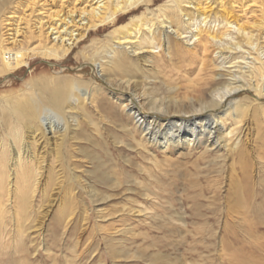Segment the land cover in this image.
Segmentation results:
<instances>
[{
    "label": "rangeland",
    "instance_id": "374dc122",
    "mask_svg": "<svg viewBox=\"0 0 264 264\" xmlns=\"http://www.w3.org/2000/svg\"><path fill=\"white\" fill-rule=\"evenodd\" d=\"M8 1L10 6L0 17L5 42L0 58L18 70L0 77V102L2 96L21 93L32 79L56 78L68 86L80 100L75 105L96 124L78 119L83 123L78 131L83 137L77 143L85 154L76 147L72 151L78 157L74 162L81 166L75 183H66L71 178L64 165L66 150L62 149L58 160L52 145L38 148L48 159L37 198L28 197H33L30 218L24 210L17 217L11 214L2 192V208L9 213L0 214V264H264V95L260 98L250 89L235 96L246 110L240 120L226 122L223 137L235 131L233 142L225 139L211 153L205 154L204 146L190 152L164 151L145 143L139 147L140 131L131 138L121 128L133 126L120 105L130 101L129 92L109 83L99 64L90 60L93 50L116 30L114 26L90 29L82 39L76 32L74 38L79 41L65 57L41 55L46 39H37L41 23L48 31L56 12L66 18L71 9L90 11L91 0ZM170 1L156 0L152 10L176 7ZM195 1L183 4L193 15L181 17V26L167 21L153 28L156 35L163 33L164 46L155 42L159 48L154 51L136 52L138 58L152 53L159 59L158 67L144 61L134 67L137 81L147 84L151 98H168L171 88H185L190 80L195 85L201 78L225 82L242 69L249 75L264 64V0H230L228 4L202 0L208 19ZM146 9L125 15L118 28L137 15L150 16ZM225 10L231 12L232 24L224 19ZM8 13L13 19L6 22ZM200 33L209 37V44L200 43ZM55 38L48 42L51 46L60 43ZM66 40V45H72ZM135 46L123 48L133 57ZM111 56L107 55L108 60ZM261 85L264 90V80ZM226 108L225 104L218 113ZM48 118L62 127L58 116L49 113ZM42 120L47 129V116ZM3 123L0 140H8L13 123ZM92 189L98 195L96 203ZM34 190L29 188L30 193Z\"/></svg>",
    "mask_w": 264,
    "mask_h": 264
},
{
    "label": "bare ground",
    "instance_id": "6f19581e",
    "mask_svg": "<svg viewBox=\"0 0 264 264\" xmlns=\"http://www.w3.org/2000/svg\"><path fill=\"white\" fill-rule=\"evenodd\" d=\"M155 1L91 0L90 2L94 5L90 6V11L85 8L74 12L71 9L67 12L66 18L60 15L61 12H56L52 15L54 22L49 25L48 31L43 29V23H41V27L38 28L40 36L39 38L35 36L37 39H43L46 36V39L42 41L41 55L47 59L65 57L79 41L78 38H74L76 32H79L78 34L82 39L86 37V33L90 29L106 28L108 25L114 26L116 30L107 37V41H102L101 46L93 50V58H90V60L95 65L99 64L101 72L105 74L109 83L120 87L126 93H131H128L130 101L127 104L121 103L120 105L122 112L127 113L133 126L130 128L129 125H125L121 127L122 130L129 131L128 136L131 138H135L138 131H140L139 147H143V143H145L150 144L152 147L159 146L164 151L173 148L178 151L187 149L190 152L204 146L205 154L211 153L212 149L221 146V142L225 139L226 142H233L235 131L223 137L226 131V122L234 118L240 120L246 110V104L242 105L235 96L250 89H254L260 98L264 95L263 86L261 85L264 80V64L255 68L249 75L244 73L242 69L241 73L230 75V78L224 80L225 82L221 79L220 81L217 80L216 77L211 80L201 78L198 85H195L191 84L194 81L190 80V84L185 88L174 85L175 87L173 86L174 88L170 89L173 94L172 96L169 95L168 98H151L148 90H146L147 84H143L144 81L142 84L137 81L138 77L137 74H134L136 71L134 67L140 61H144L146 64L153 63L157 66L159 59L152 53L150 56L138 58L135 57L136 52L145 49H147L145 51H154L159 48L156 47L155 42L164 46L163 33L156 35L153 28L167 25V21H171L173 26H181L183 24L181 17L193 15L192 12L183 7V4H193L195 0H172L170 3L176 4V7L163 6L164 8L160 7L158 13L152 10ZM217 1L230 3V0ZM195 2L200 14L208 19V11L206 7H203L202 0H196ZM96 5L98 7L93 8ZM9 6L10 2L8 0H0L1 18L6 14L5 12ZM143 6L147 8L146 10L150 13V16L146 14L137 15V17H132L129 24L118 28L125 15L136 14L142 10ZM225 13L224 19L228 24H232L229 18L231 12L225 10ZM76 18H79V21ZM12 19V14H9L5 20L9 22ZM85 21L87 23L82 24ZM70 24H73V26L68 27ZM146 31L149 32L148 36L145 33ZM53 35L60 43L51 46L49 43L52 42ZM199 36L200 43L209 44V37L206 38L201 33ZM211 37L217 39L218 35H211ZM3 39L4 34L0 33V51L5 47ZM66 39L72 45H66ZM14 42L17 41L14 40ZM167 42L171 45L172 37L168 36ZM134 44H137V46L132 47L134 50L132 57L128 51L124 50L123 46ZM107 55H112L109 60ZM101 61H105V63L102 64ZM20 64L22 63L17 62V66H20ZM17 70L12 65L7 64L3 56L0 58V77L8 76ZM109 70H112L113 73ZM219 77L223 78L225 76L220 74ZM180 90H184V93L181 94ZM77 101L80 100L73 96L68 86H65L61 80H56V78L55 80L51 78L32 79L21 93L1 97L0 124H4L3 122L7 120L13 124L10 133H7L8 140H0V214L9 213L7 209L2 208V192H4L7 197V207L11 209V214L14 213L13 215L17 217L24 210L22 212L27 214L29 218L33 215L32 209L29 207L30 203L33 204V202H30L33 197H28L33 194L37 198V187L43 179L41 172L46 170V160L48 159L46 152L45 155L39 153V147L45 150L46 144L52 145L54 150L58 151L56 154L58 160L62 154V149L66 150L63 151L65 153L64 161L66 162L64 165H67L71 177L66 183L72 184L77 181L76 170L81 166L78 162H74L78 157L72 151L76 147L77 152L84 153V150L80 148V144L77 143L83 137V134L78 132L82 130L83 123L78 119L88 120L92 125L96 124L89 120L91 117L88 119L85 110L75 105ZM225 104L227 108L223 113H218V110L223 109ZM49 113L60 118L62 127L56 126L53 120L48 118ZM44 116H47L49 121L47 129L42 120ZM163 117L169 119L165 120ZM237 124H242V122ZM50 135L52 137H49ZM84 135H86L85 131ZM118 144H123V142ZM31 187L32 189L35 187V190L30 193L29 188ZM82 189L86 188L82 187ZM92 191L95 196L91 194V197L96 203L98 195L95 190L92 189ZM239 205L243 206L240 203ZM15 209L18 210L17 213L14 212ZM85 214L86 217L90 215L88 211ZM73 215L74 211L72 212ZM180 220L184 221L183 219Z\"/></svg>",
    "mask_w": 264,
    "mask_h": 264
}]
</instances>
